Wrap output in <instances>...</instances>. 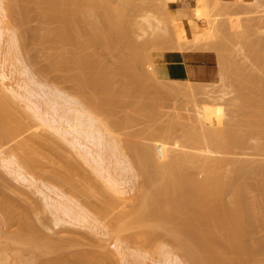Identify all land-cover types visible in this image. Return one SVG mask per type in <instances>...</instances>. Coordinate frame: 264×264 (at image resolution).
Segmentation results:
<instances>
[{"label":"bare ground","instance_id":"bare-ground-1","mask_svg":"<svg viewBox=\"0 0 264 264\" xmlns=\"http://www.w3.org/2000/svg\"><path fill=\"white\" fill-rule=\"evenodd\" d=\"M215 1H217L216 2L217 4L221 2L220 0H215ZM211 2L212 0H210V2L209 0H195L190 11H187L186 9H184L183 14L185 16L184 23L186 26V32L184 33L177 32L178 35L177 34L176 35L178 37L177 36L176 37L178 38V40L175 39L176 38L174 36L175 34L173 35L175 38L170 36L172 38L170 42H173V44H176V43L180 44V42L182 41L184 42V40L186 42L188 40L189 42V39L190 40L193 39V42H195L197 40H194V38L197 39L196 37L203 36V35L206 36L207 33L210 34L209 31L214 32L215 29L213 31V28L211 27L212 25H214L213 23H211L213 21V18L212 19L210 18L212 16L211 15L212 10H210ZM136 4H137V0H0V23L5 25L3 27H0V39H1V36L4 35L3 34L4 29H6V27L12 23L13 17H16V18L18 17L19 22L20 21L23 22L21 23L23 25L24 21L26 20L29 21L31 19L30 16L35 15L36 16L35 18L38 20L37 22L39 25L34 30L35 35L33 36L34 37L36 36V38H38L41 41V44L42 43L46 44L50 49V50L48 49L49 54L45 57L44 67L46 68L47 71L49 70L51 72L56 73L57 75L59 73L60 76L62 75V73H64L61 76V77H64L62 79V82L63 80L69 81L80 91V95L78 97L75 96L74 99H71V98L63 99L62 97L63 103L65 105L68 104L67 105L68 109L67 110L64 109L65 111L63 112H61L62 111L61 108L64 105L62 101L59 102L60 100L57 101L51 98L50 102L53 105L52 109L54 110V114H51L50 116V112L46 111L47 114H49L48 120L51 124L56 125L60 119L62 120L64 119L72 126V128H74L78 132V134H80V137L83 136L86 140H91V139H88L91 136L90 133L93 134V132L94 133L98 132L101 135L100 137V135L98 134L99 135L98 137H100V140H97V142L99 141V143L101 142V140L104 139V137L107 134H114L113 133L114 129L112 130V126L118 127L119 125L118 118L120 117L125 118V125H129L130 127H133V129L130 130V132L132 131V136H135V137L131 136L132 139L128 137L129 140L126 141L127 145H125L124 147H127L130 150L131 155L133 156L134 167H136L137 169V175H139L140 178L142 176L141 181H142L143 187L134 194L133 201L134 200L135 201L134 202L132 201L131 203H129L132 205L122 210L121 207L118 206V204L120 205L121 201H123L124 199H128L125 196L119 195V196H113L110 198L106 197L108 199L100 198V196L102 195L101 193L102 190H100L101 192H98L96 188L98 184L94 185L96 184L95 182L91 183L92 181L91 179H90L91 181L88 182L89 179L84 177L85 181L87 180L86 183L84 181H80V179L75 180L74 178H77L78 176L74 177L71 170L68 169L63 172V171L56 169L55 166L52 165L51 169L47 170V180H49V182L42 183V185L46 187L47 190L49 189V191L51 190L52 192H55L54 194L57 195V198L52 197L54 202H51L50 204L55 208V210H59V212L60 210H62L63 215L68 217L67 219V218H62L59 216L60 218H58V222L63 221V222L71 223V221L74 220L80 224L83 223V225L89 224V226L91 227L92 226H97V227L105 226L106 227L107 225L106 222L104 223V221H102L103 217L108 213H109V216L115 215L116 213L114 214V211H117V209H119L120 207L119 209L120 211L118 210L119 212L115 216H111L112 225H115V227L113 228V231L117 234V236H121L123 232H125L126 230L130 231V229H133V230L135 229L134 230L135 232L133 231L134 233H131L130 240H142L146 244H150L155 238L157 237L159 238L160 235L167 234L168 235L167 237L172 241V245L174 244V247H176L178 250L182 252L188 264H262V263L264 264V257H263L264 255H262L261 257H259L260 255L257 257H255L256 255L254 257H249V256H252L251 254L253 255L254 254H264V238L262 237L263 239L261 238L260 240L259 237H257L259 241L255 240L257 241V243H255L254 241V244H252L253 242L250 243L247 241L248 235L250 236V234H256L259 231L260 224L258 223L257 218H255L253 212L250 210L249 206H247L248 203L246 201V196H245V191H246L245 186L246 185L244 183L245 181L243 180V177L245 176V174H247L249 170L248 168L253 169L259 175L260 180L262 181L261 185L259 186L264 191V185H263L264 162L260 164H256L254 166V165H251L250 163H247L246 161H242L234 157L232 158V156L228 157L226 155L227 157H224L225 154L233 152V149H235L233 146H235V144L236 146L238 144V146L240 147L241 144H244L246 142L247 138H245L244 136L247 133L243 136L242 135L243 133L239 134L238 132L234 130V127L233 129L228 128V127H226L225 129L224 127L223 129L221 128L215 129L216 126L212 128L211 126L212 124L209 125L210 122H208L209 123L208 126H211V128L208 129L206 122L210 119L208 120L205 119L206 120L205 122L202 121L204 120V116L201 114L202 112L200 113L201 120H197L194 117H192L196 114L194 113L191 116V112L193 113V111H190V110H192L193 107L192 108L189 107L190 110L187 109L186 107L185 109L190 111V112L188 111L190 113L189 115L194 120H197L196 123L194 124H192L191 122H187L186 120H188L189 117L185 119L186 118L185 115H184V118L183 117L181 118H183L184 121H186L188 124L182 121L183 119L182 120H180V118L178 119L177 117H179L180 114L176 118H172V119L170 118L167 123H164L162 121V115L163 113L166 112V109H165V106H163V104L161 103L162 101L160 102L159 100L160 96L162 97V95H165V94L168 95L167 93L171 91L172 89L173 90L176 89L175 92L173 90L171 91L173 95H175L178 91L180 92V90L184 91V87H182L184 85L179 84L182 80L171 79L169 76L168 78H164L160 80V78L164 77V75H162L163 67L161 70H159L161 67L158 66L159 72H158V76H156L157 72L155 70L152 71L153 65L152 66L148 65V64H152L154 60H151L152 57L151 58L149 57L150 58L149 61L151 63L147 61L148 57L146 54L148 53L146 52L147 50L144 45H147L149 42L156 44L155 43L156 41L155 40L152 41L150 38L155 36V39H156V37L158 36V38L160 39L161 37H159L158 32H155V34L153 33L152 35L154 36H150V38H147V40L143 41L142 44L139 43L140 44V45L138 44L139 47L137 45L135 46L132 44L131 41H135L137 39L136 38L135 40H131V38H133V36L131 35L135 33L132 26L135 23L137 24V22H135L136 20L134 21V19L138 20V18L136 17L134 18L133 15H135L136 11L138 12L144 9V8H141V6L138 4L137 6H139L138 8L140 9L136 8L138 10H134L135 7L133 8V6H135ZM147 6H149V4ZM154 7L156 10L158 6L154 5ZM182 7H186V6H182ZM173 8H176V6L172 7V9ZM131 9L134 14L130 12ZM165 10H167L165 11V13L167 12L170 15V11L168 12V10L170 9L167 8ZM190 13H192L193 15L190 16L189 15ZM137 14H139V12ZM145 14L146 13H143L144 16ZM5 15L10 16V18L8 20H5L4 19ZM169 15L168 16L166 15V16L169 17ZM144 16H143V20H144ZM168 24H167V28H168ZM147 25H150V21H149V24ZM141 26L142 25L140 24V27ZM170 26L172 25L169 24V28H168L170 30V31L168 30L169 33L172 31L171 30L172 27L170 28ZM133 27H135V25ZM163 27L164 26H162V28ZM26 29H27L26 33H28L29 28L26 27ZM17 30H15L12 34L13 38L11 37L12 43L10 46L11 48L10 52L12 51L11 54L15 57L21 55L22 50L24 48V43L27 42V40L25 41V39L22 38V35L20 33L21 30L19 32ZM23 30L25 29L23 28ZM132 31L134 32L132 33ZM213 34L217 35V33H213ZM220 35L221 34H219V36ZM36 38L35 40H37ZM167 38L170 39L169 37ZM210 38L212 37L210 36ZM148 39H150L151 41L147 42ZM174 40H176L177 42ZM38 41H37V44H39ZM161 41L162 40H160L159 42ZM202 42L204 41H201V43ZM225 42L228 43L227 40ZM191 43L192 42L190 41V44ZM250 43H249V47H250ZM258 43H261V42H258ZM256 44H257V41H256ZM122 45H124L125 47L126 45L129 46L128 49L124 47L127 51L123 50L124 52H122V49H121L122 47H120ZM213 45L215 47L217 44L215 45L213 42ZM192 46L194 45L192 44ZM226 46H225V49H226ZM174 47L175 46H172L170 50L173 49ZM209 47H210L209 44H208V47L205 46L206 49H208ZM118 48H120V51L118 50ZM211 48L214 50L213 47ZM220 49H217L216 51H219ZM144 50L146 54L144 53ZM35 51L37 52V50ZM32 53H33V50H32ZM161 53H162L161 51L160 53L158 52L160 56H161ZM223 53L225 54V52ZM223 53L220 55L218 52V56L220 55L219 58L222 57V59L226 62V59L223 58L224 56H222ZM41 54L43 55V53ZM145 55L147 57L146 59H145ZM226 58H227V55H226ZM231 59L229 58L228 60L231 61ZM223 60L221 63L224 68L228 62H226V65L224 66ZM236 61L241 62L240 59L239 60L237 59ZM159 62L162 63L161 60ZM157 64L161 66L163 63L162 64L157 63ZM157 64L155 66H157ZM237 64L239 65L240 63H237ZM140 66L143 68H141ZM155 68L157 67H154V69ZM232 68H230V70H232ZM234 69L235 68H233V70ZM3 72H0V145L9 144V146H11L12 149L14 148V149H18L21 151L20 158H13V157H11L10 159L5 158L6 161L8 160V162H6L5 160L3 161L7 164L9 163L10 165L12 164L13 166H15L13 169L16 170L17 173H19L23 177L22 179L23 181L26 180L27 182L28 181L34 182L38 180L36 179L37 177L36 176L34 177V174L32 175V173H28V172L30 170H33L35 172L38 170L37 167L39 166L41 167L43 165L42 161L40 160L42 159L40 156L45 155L44 150L47 149L46 145L51 143L50 141L53 138L51 140H49L50 139L49 137H47L49 139L43 138L40 135V131H41L40 127L38 125L34 126L33 122L27 119L28 117L27 115L23 116L25 114L24 112H21L24 114H20V111H17V109L15 108L17 104L15 107L13 105L14 98L19 97V96L22 97L23 94L17 89H15L17 87H14L12 85L11 86L14 88L12 87L10 88L13 94L14 93L15 94L10 96L8 93L5 92V89H4L5 85L7 86L10 85V83L9 85L6 84L8 83L6 81L9 80L10 77L8 74H5ZM24 72L25 74H29L28 73L29 71L24 70ZM159 73L161 74L159 75ZM165 73L166 72H164V74ZM233 73L235 74V72ZM154 75L156 77H159V79L158 78L156 79ZM161 75L163 77H161ZM222 75H224V73ZM60 76L58 78H61ZM32 78H33L32 81H34V77ZM220 79H222L221 76H220ZM156 80H160L161 82L159 81L160 83H157ZM169 80L174 82L175 84L171 85ZM224 80H225V77H224ZM240 82H242V79L241 81H239V83ZM34 83L38 84L36 81ZM188 84H190L189 87L191 88V83H188ZM245 85H248V84H246L245 82L244 86ZM199 86L201 87V85ZM244 86H242L241 88H243ZM23 88H25V86ZM260 88H263V87H260ZM201 89L202 88H200V92H201ZM205 89L207 88L205 87ZM25 90L28 93L27 102L30 104L31 107H33L31 104L33 105L36 104V101L33 98L36 96L38 91L32 86L28 88L26 87ZM186 90L188 91V94H189V91L190 93L194 91V89L193 91L192 89H189V90L186 89ZM212 90L210 92H212ZM185 91L183 95L187 96V92L185 94ZM202 91H206L204 90V87ZM214 91L216 92L217 90L214 89ZM243 91L245 92L246 90H243ZM180 93L182 94V92ZM201 93L206 94L205 92H201ZM207 93H208V90H207ZM118 94L120 96H118ZM150 94H152V96ZM121 96L125 97V98L122 97L123 103L126 106L131 108V110L129 109L130 112H127L126 117L122 116L123 114L122 115L120 114L121 112L120 109H122L123 104L121 107L119 106L120 115L118 114V110H116L117 108H114L115 106L119 105V103H121L119 102L122 99ZM147 96L148 97L150 96L153 99L150 100L151 98L149 97L150 101H145L144 99ZM208 96L211 97L210 94ZM243 97L246 98L245 95ZM185 98L188 100L187 97ZM213 98H216V97H213ZM262 99L264 98L262 97ZM200 100H203V99H200ZM226 102H228V99ZM86 104H88L87 107H86ZM229 104L231 105V103ZM89 106H91L90 110L87 109ZM262 106H263V103L261 104L260 108H264ZM18 108L20 109V107ZM38 108L39 106L37 105L36 109ZM173 109H174V106H173ZM228 110H226L225 113H227ZM204 111L205 110H203V113ZM261 111H263V113L261 112L262 114H260L259 112H258L259 114H257V112H254L256 113V115L253 117H256L257 115L262 116L264 114V109H262ZM183 113L184 112H181V114ZM139 114H143L144 116L143 115L139 116ZM204 114H205V118H210V117L212 118V116L207 117L206 111ZM197 115L198 117H200L199 114H196L195 116ZM246 115L248 114L246 113ZM25 117L27 121L25 120ZM262 118H264V116H262ZM262 118L260 119L262 120ZM260 119L258 120L260 121ZM75 120H78V121L75 122ZM164 120L165 122L167 121L166 119ZM201 121L204 126L200 123ZM251 121L252 119L248 118V122H251ZM28 122L29 123L32 122L31 125ZM227 122L228 121H226V123ZM211 123H214V122L212 121ZM232 123L234 122H231L230 124ZM200 124L203 126V128L207 126L205 127L206 130H204L205 128L203 129ZM254 124L256 125V123ZM32 125L37 129H35ZM177 126L181 127L179 130V133L184 138V141H187L190 144H193L191 149H186V145H182V147L180 148L171 147V146H161V145L158 146V144L155 145L156 143L155 144L145 143L146 141L143 142L142 140H140L141 138L145 136H149L151 139L155 141L157 139V143H158L159 137L160 139L162 138V140L165 141L164 143L169 142V140L172 137V134H174V132L178 130ZM236 130L239 131L238 128ZM114 135L116 136V134ZM256 135L257 134H255L254 136ZM76 137L78 138L79 136H76ZM262 137L264 138V136ZM97 142L94 144H98ZM80 143L84 144V142H80ZM123 143L125 144V142ZM260 143L257 147H255L257 148L256 151H259L258 153H260L261 151L264 152V143H261V145ZM175 146H178V145L176 144ZM217 146H219L220 151L221 149H223V151L221 152L222 154L224 152V156L215 157L216 155H214V157H212L213 155L212 152L219 150V148L216 149ZM212 148L213 149L215 148L216 150L213 151ZM58 149L56 150L60 151ZM64 152L66 151H63L62 153ZM209 152L212 155H210ZM60 153L58 155H60ZM48 157L51 163L53 162V164L55 165L57 164L59 166L60 163H58L57 158L51 157V156H48ZM94 159L100 165H102L101 161L105 160L102 157L101 159L97 158V156H94ZM108 170L111 172V169L107 168V170H105L106 173ZM80 171L78 173H80ZM109 171H108V176H107L108 179L110 178V175H111ZM82 176L83 175H81V177ZM55 180L60 181V183H62L63 185L69 184L71 188L75 189L78 192V194H81L85 196L86 198L84 199L81 198L78 201L66 195L67 193L65 194L63 191H60V189L53 188L52 187L53 184L52 185L50 184L53 181L55 182ZM87 182L89 184H87ZM115 183L118 184V186L121 185V182L119 181V179H118V182L115 181ZM69 185L67 188H69ZM64 186H67V185H64ZM99 188L101 187L99 186ZM68 190L70 191L72 189H68ZM75 190L74 192H76ZM116 190L122 192L120 187H118V189L116 188ZM227 190H231V191H227ZM226 191L228 193L234 192L233 193L234 195L232 196L231 199H226L225 197ZM99 193H101V195ZM103 195H104V192H103ZM91 196L92 197L96 196V198L94 197L95 200L93 199L91 200L90 199L92 198ZM97 197L99 198L97 199ZM130 197L132 198V195ZM96 199L98 200L97 202H96ZM83 204L85 206L86 205L89 206V208H91L98 215H93L89 211V209L86 208ZM32 206L34 208L38 207L34 205ZM30 210L32 211V209ZM25 212L26 211H24V213ZM15 216H16V212L12 209V207L7 202V200L0 198V224L1 226H3V227H0V232L4 231V233L1 232V234L3 233L2 235L3 237L0 238L2 239L0 240V259L2 261L7 259V256H8V253H10L9 252L10 250L14 249L15 251H17L16 248L18 247H16L15 243L17 244L18 242L23 243V244L24 243L29 244V247H30L29 250L32 249L31 250L32 252H33V249H37V250L40 249L38 250L39 253H36L37 252L36 250L35 253L37 255L39 254L43 255L45 253L46 255L47 253H50V254L56 253V255L54 254L55 257H53L48 264H86L87 262L86 258L91 257L92 255L91 252L87 250L80 251L79 249L78 251L75 250L76 252L73 250L70 253L69 252L66 253L67 251L65 250V248H61L63 247V245L60 242L63 241L65 237H67L68 241L65 238L67 242L65 241L64 244H68V245H64V246L67 247L71 245V241H73L75 238L77 239L74 240L73 243L80 241L79 237L81 235L83 236V234L85 235V233H81V235L79 234V237L73 238L74 235L69 237V238H72L73 240H70L68 236H63L64 238L61 236L62 237L61 239H60V236L58 237L55 236L56 238L53 237L55 239L54 240L53 238H51L52 236H54L53 234L52 236H49L48 234L42 233L41 231H39L40 229H38V232H36L37 230L35 231L36 233L34 232L35 235L33 237L28 238V236L30 235V231L35 226L32 227L33 223H30L31 221L30 222L28 221L29 223L25 221L22 224H20L17 229L10 230V227L12 226V223L16 218ZM111 222L109 219L108 223H111ZM256 230L258 231L255 233ZM57 238L60 239L61 241L58 240ZM56 239L58 241H56ZM76 244L79 245L80 243L78 242ZM73 245L74 244H72V246ZM25 249H27V246ZM61 249H64L66 252L64 253L59 252ZM27 250L25 252H20V255L16 253L15 251L14 253L18 254V256H21V253H22L23 257H25L24 255L28 254V257H29L31 255L27 253ZM58 253H61V254H58ZM96 254L98 256V253ZM99 255L101 256V254ZM97 256L96 258H98ZM28 257L27 259L30 260V258ZM95 260L97 261L98 259H95ZM30 262L32 263V261ZM101 262L102 260L100 261L99 259V261H97L96 264H103Z\"/></svg>","mask_w":264,"mask_h":264},{"label":"rangeland","instance_id":"rangeland-1","mask_svg":"<svg viewBox=\"0 0 264 264\" xmlns=\"http://www.w3.org/2000/svg\"><path fill=\"white\" fill-rule=\"evenodd\" d=\"M180 1L181 0H140V1L137 0V4L135 6H133V8L135 7L134 10L140 9V8H138L139 6H137L139 4L141 6V8H144L143 10H141L142 12L138 11L139 14H137L138 12L136 11L135 15H133L134 13L132 12V9H131V11L129 10L131 13H133L132 14L133 17L134 18L136 17L139 20L138 21L137 19H134V21L136 20L135 22H137V24L134 22L135 24L134 23L133 24L135 25V27H133L134 25L132 26L135 33H133L134 31H132L133 34L131 33L132 34L131 36H133L134 39L131 38V40H135L137 38L135 41H131L133 45L138 46L139 43L142 44L143 41L147 40V38H150V36H154L152 34L153 33L155 34V32H158L159 34L158 33H156V34H158L159 37H161L159 39L158 36L156 35L157 36L156 39L158 40V42L155 39V36L152 37L153 39L150 38L152 41L155 40L156 44L149 42V41H151L150 39H148L147 42H149V43L147 45L143 44L146 47V50H147L146 52L148 53V54H146L145 50H144V53L148 57L147 61H149L151 57H152L151 60H154V62H152V64H148V65H150V66L153 65V67H152L153 70L152 69L151 70L152 71L155 70L157 72L156 76H158L159 70H161L163 67L162 75H164V77L161 75V77H163V78H160V80H162L164 78H168V75H167V73L164 74V72H165L164 66L159 61L163 57L164 52L169 50L172 46H175L174 47L175 49L198 48L199 47V49L205 50L206 49L205 46L208 47V44H209L210 47L208 49H209V51H212L214 53L215 58H216V65H217L218 73H217V76L214 80L203 81V82L202 81H193V80H182L179 84L184 85V86H182V87H184V91L186 89H188V90L192 89V91L194 89V91L191 93L189 91V94H188V91L186 90L185 94L187 92V96H185V95H183L184 94L183 90L181 91L180 89H178V90H180V92H182V94L178 91L177 93L178 94L180 93L179 95L177 93H176L177 95L175 93H174L175 95H173V93L171 92L173 89L172 90L169 89L171 91H169L170 93L169 92L167 93L168 95L165 94V95H162V97L160 96L161 99L159 98V100H160V102L162 101L161 103L163 104V106H165V109H166V112L163 113V115H162V121L164 123H167L170 118L171 119L176 118L180 114L179 117H177L178 119L180 118V120H182L184 118V115H185L186 116L185 119H187V117H189L188 120H186V121L194 124V123H196L197 120H201V114H202L204 116V120H202V121L205 122L206 120L210 119L206 122L207 126L209 124L208 122H210L209 125L212 124L211 125L212 128L216 126L215 129H220V128L223 129V127H224V129L226 127L233 129V127H234V130L236 132H238L239 134L243 133L242 134L243 136L247 133L244 137L247 138L248 140L246 139V142L244 144H241L240 147L237 144V146L240 149L235 144V146H233L235 148V149H233V152L227 153L224 156V152H223V154L221 152V151H223V149H221V151H220L219 146H217L216 149L219 148V150H217V151H215L216 150L215 148L214 149L212 148L213 151H215V152L211 151L213 155L209 152V154L212 155V157H214V155H216L215 157H222V156L230 157V156H232V158L234 157V158H237L239 160L246 161L247 163H250L251 165H254V166L256 164H260V163L264 162V152L261 151L260 153H258L259 151H256L257 148H255L259 145L260 142L264 143V138L262 137V136H264V134H263L264 133V118H262V116H264V114L262 116L257 115L256 116L257 118L253 117L256 115V113H254V112H257V114H259V113L262 114L263 111H261V110L264 109V108H260L262 103H263L262 107H264V99H262V97L264 98V89H263L264 88V49H262V48H264V0H220L221 2L218 4L216 3L217 1L212 0V2L210 3L211 4L210 10H212L211 11L212 16L210 18L211 19L213 18V21L211 23H213L214 25H212L211 27L213 28V31H214V29H215V31L214 32L209 31L211 35L209 33H207L212 38H210V36H208L206 34V36L203 35V36L196 37L197 39L194 38V40H197L195 42H193V39L192 40L189 39V42H188V40H187V42L184 40V42L182 41L179 44V43H176L177 42L176 40H178V38H177L178 34L175 30H174L175 33L173 31V29H174L173 28V21H174V18L179 17V16L185 20L183 10H178V11L175 10L177 7H182L181 5H184V4L180 3ZM182 1H184V0H182ZM185 1H187V0H185ZM194 1L195 0L189 1L190 3L192 2V4H190L191 7H192ZM209 2H210V0H209ZM148 4H149V6H147ZM152 4H154L155 6H158L156 8V10H155L154 5H152ZM150 6H152V7H150ZM175 6H176V8L171 9L172 7H175ZM214 6H215V8H214ZM212 7H213V9H212ZM136 8H138V9H136ZM167 8L170 9V10H168V12L170 11V15L167 12L165 13V11H167L165 9H167ZM143 13H146L145 16L143 15ZM166 15L167 16L169 15V17H167ZM189 15L192 16L193 14L190 13ZM143 16H144V20H143ZM35 17H36L35 15L30 16L31 19L29 21L28 20L24 21L23 25L21 24L23 22H21V21L19 22L18 17L17 18L13 17L12 23L10 25H8L6 27V29H4V32H3L4 35H2L1 39H0V45L2 47V48L0 47L1 48L0 49V52H1V54H0V72L4 71L3 73L8 74L10 77L9 80L6 81V82H8L6 84L9 85V83H10V85L9 86L5 85V88H4L5 92L8 93L10 96H12L15 93L13 94L10 87H12V86L17 87L15 89L20 91L23 95H22V97L19 96V97L14 98V102H13L14 107L17 104V106L15 107L17 109V111H20V114L25 113L23 116L27 115L28 116L27 119L32 121L34 126L38 125L40 127V129H41L40 135L43 138L46 139L47 137H49L50 139L47 138L49 140H51L53 138L50 141L51 143H49L50 145L49 144L46 145L47 149L44 150L45 155L40 156L42 158L40 160L42 161L43 165L41 167L39 166L40 168L37 167L38 170L35 168L38 172L37 171L34 172L33 170H30L28 172V173H32V175L34 174V177L35 176L37 177L36 179H38V180H36L34 182L33 181L27 182L26 180L23 181L22 180L23 177L19 173H17L16 170L13 169L15 166H13L12 164L10 165L9 163L7 164L3 161V160L6 161V159H10L11 157L20 158L21 151L18 149H14V148L12 149L11 146H9V144L0 145V198L7 200V202L10 204L12 209L16 212V216H15L16 218L13 221L12 226L10 227V230L17 229L19 227V225L25 221H27V223H29L31 221L30 223H33L32 227L33 226H35V227L30 231V235L28 236V238L33 237L35 235L34 232L36 230H37L36 232H38V229H40L39 231H41L42 233L48 234L49 236H52V234H53L54 236H52L51 238H53L55 236H57V237L60 236V239L63 236H68V238H69L72 235H74L73 238L79 237V234L81 235V233H85V235L83 234L84 238L82 235H81L82 237L81 236L79 237L80 238L79 239L80 241H78L80 243L79 245L76 244L78 242L73 243V241L76 240L77 238H75L74 240L72 238H69L70 240H73V241H71V245L69 243L70 246H67V247L64 246V245H68V244H64L67 237H65L66 239L63 237L64 238L63 241H61L58 238L57 239L60 240L61 242L60 241L59 242L63 245V247H61V248H65V250L67 251L66 252L64 249H61L59 252H63V253L69 252L70 253L73 250L78 251L79 249H80V251H83V250L90 251L92 255H91V257L86 258V260H87L86 264H96L97 261H99V259H100V261L102 260L101 263H103V264H188L184 255L182 254V252L180 250H178L176 247H174V244L172 245V241L167 237L168 236L167 234L161 233L163 235H160L159 238L157 237L158 239L155 238L150 244H146L142 240H130L131 233H134L135 229L134 230L130 229V231L126 230L125 232H123V234L121 236H117V234L113 231V228L115 227V225H112L111 216H115L120 211L119 210L120 207L123 210L125 208H128L130 205H132L129 203H131L133 201L134 194L143 187V184L141 181L142 176L140 178V176L137 175V169H136V167H134V163H133L134 162L133 156L131 155L130 150L127 147H124L125 145H127L126 141L129 140L128 137L130 139H132V137H135V136H132V131L130 132V130H132L133 127H130L129 125H125V118L120 117V118H118V121H119L118 127L112 126V130L114 129L113 133L116 134V136L114 134H107L104 137V139L101 140V142L99 143V141L97 142V140H100L101 135L98 132H96L97 134L93 132L94 135L92 133H90L91 136L93 135L92 138H91V136L90 137L87 136V137H89L88 139H91V140H86L83 136L80 137V134H78V132L74 128H72V126L67 121H65L64 119L63 120L60 119L56 125H53L49 122V120H48L49 114H47L46 111L50 112V116H51V114H54V110L52 109L53 105L50 102L51 98L54 100H57V101L60 100L59 102L62 101V103H63L64 98L74 99L75 96L78 97L80 95V91L69 81L63 80V82H62V79L64 77H61V76L64 73L61 72L62 75L60 76L59 73L57 75L54 72H51L49 70L47 71L46 68L44 67L45 57L49 54V51H48L49 47L44 43L41 44V41L38 38H36V36L35 37L33 36V35H35L34 30L39 25L37 22L38 20ZM166 17H167V19H166ZM9 18H10V16H8V15L4 16L5 20H8ZM217 19H219V20H217ZM149 21H150V25H147V24H149ZM168 23L172 25V26H170V28L172 27V29H171L172 31L170 32L171 34L169 33L170 30L168 29L169 28ZM140 24L142 25L141 27H140ZM167 24H168V28H167ZM3 26H5V25L0 23V27H3ZM162 26H164V27L162 28ZM241 26H243V27H241ZM26 27L29 28L28 33H26L27 32ZM23 28L26 31L23 30ZM141 28H143V29H141ZM157 28H159L160 30ZM15 30H17L18 32L21 30L20 33L22 35V38L25 39V41L27 40V42H25V43L28 44V46H27V44L24 43V48L22 50L21 55L16 56V57L11 54L12 51L10 52V50H11L10 46H11L12 38H13L12 34ZM210 30H212V29H210ZM167 31L169 34L167 33ZM213 33H217L218 36L216 34H213ZM219 34H221V35L219 36ZM173 35L175 37L176 36L177 37L175 38ZM31 36H32V38H31ZM135 36H137V37H135ZM170 36L174 37L176 39V40H174V41H176L175 42L176 44H173V42H170L172 39ZM231 36H233V37H231ZM167 37H169L170 39H168ZM219 37H220V39H219ZM224 37L225 38L227 37V38L225 39ZM249 37H250V39H249ZM33 38H34V40H33ZM35 38L37 40H35ZM216 38H218V39H216ZM198 39L199 40L202 39L201 41H204V42H202L203 44ZM258 39H259V41H258ZM160 40H162V41L159 42ZM226 40L228 41V43L225 42ZM37 41L39 44H37ZM136 41H137V43H136ZM190 41L192 42L191 44H190ZM220 41H222V42H220ZM250 41H251V43H250ZM256 41H257V44H256ZM213 42L215 45L217 44L215 47L213 45ZM218 42H219V44H218ZM258 42H261V43H258ZM134 43H136V44H134ZM165 43H166V45H165ZM181 43H182V45H181ZM249 43H250V47H249ZM145 44H146V42H145ZM192 44L194 46H192ZM177 46H179V47H177ZM225 46H226L227 51L225 49ZM120 47H122L121 48L122 52H124L123 50H126L129 48L128 45H126V47L124 45H122ZM211 47H213L214 50ZM220 48L221 49L223 48V49L221 50ZM208 49H206V50H208ZM210 49H212V50H210ZM217 49H220V50L216 51ZM32 50H33V53H32ZM35 50H37V52ZM118 50L120 51V48H118ZM160 51L163 53V54L161 53V56L158 54V52L160 53ZM218 52L220 55L223 52H225L228 59L232 58L231 61L228 60L226 58V55L223 53V55H222V56H224L223 58H225L226 62H228L226 65V62L222 59V57L219 58L220 55L218 56ZM232 52L234 54L236 53L238 57L236 56V54H235V56H236L235 57ZM41 53H43V55ZM146 55H145V59L147 58ZM158 56H160V57H158ZM157 58H158V60H157ZM236 58L238 60L240 59L242 64H241V62L236 61L237 60ZM222 60L224 61L223 62L224 66L225 65H226L225 67L228 66L227 67L228 69L225 67L223 68V65L221 63ZM234 61L236 64L234 63ZM230 62L231 63L233 62V63L231 64ZM149 63H151V62L149 61ZM157 63L162 64V65L160 66ZM237 63H240V64L238 65ZM156 64H157V66H155ZM243 65H244V67H243ZM158 66L161 67L159 70H158ZM154 67H157V68L154 69ZM232 67L235 69L233 70ZM240 67H241V69H240ZM141 68H143V67H141ZM219 68H220V70H219ZM230 68H232V70H230ZM238 68H239V70H238ZM250 68H252V69H250ZM258 68H259V70H258ZM223 69L225 72L226 71L227 72L225 73L223 71ZM24 70L29 71L28 72L29 74H25ZM220 71L222 74L224 73V75H222L220 73ZM228 71H230V72H228ZM232 71L235 72V74ZM253 73H255V74H253ZM160 74L161 73H159V75ZM229 74H231V75H229ZM238 74H240V75H238ZM253 75H254L255 79H254ZM59 76L61 78H58ZM220 76L222 77V79H220ZM223 76L225 77V80H224ZM227 76H228V78H227ZM32 77H34V81H32V79H33ZM157 78L159 79V77H156V79ZM240 78L242 79V82H240L242 85L239 83V81H241ZM160 80H156V82L160 83L161 82ZM35 81L38 84H35L34 83ZM185 81L187 84L191 83V88L189 87L190 84H188V86H187ZM169 82L171 83V85L175 84L174 82H172L170 80H169ZM245 82L248 85L244 86ZM225 83H227V84H225ZM199 85H201V87ZM238 85H240V86H238ZM24 86H25V88H23ZM31 86L38 91L36 96L33 98L36 101V104H34V105L31 104L33 107H31L30 104L27 102L28 93L25 90L26 87L28 88ZM242 86H244L243 88H245V89L241 88ZM14 87H12V88H14ZM197 87H199V88H197ZM203 87H204V90H206V91H202ZM205 87L207 89H205ZM260 87H263V88H260ZM9 88H10V90H9ZM200 88H202L201 92H205L208 95L210 94L211 97L204 94V93H201ZM214 89H216L217 91L215 92ZM175 90L176 89H174L173 91L175 92ZM207 90H208V93H207ZM211 90H212V92H210ZM243 90H246L245 91L246 93ZM77 92H79V93H77ZM197 92H199V93H197ZM169 94H171V95H169ZM243 94L245 95V97L247 99L243 97L244 96ZM150 95L152 96V94H150ZM188 95L190 98L188 97ZM118 96H120V95L118 94ZM62 97H63V99H62ZM122 97L125 98L124 96H121V98ZM149 97L148 96L146 98L144 97L145 98L144 100L150 101L153 99L150 97L151 99L149 100ZM185 97H187L189 101ZM204 97H206V98H204ZM213 97H216V98H213ZM118 98H120V97H118ZM123 98L119 101L121 103H119V105H117L118 107L115 106L114 108H117L116 110H118V114H119V111L121 110L120 114L121 115L123 114L122 116L126 117L127 112H130L131 108L126 106L123 103ZM175 98H177V99H175ZM185 99L187 100V102ZM200 99H203V100H200ZM204 99H205V101H204ZM227 99H228V102H226ZM157 100H158V98H157ZM199 101H201V102H199ZM166 103H167V105H166ZM214 103H216V104H214ZM222 103H223V105H222ZM227 103L228 104L231 103V105L230 104L228 105ZM88 104H86V107L88 106ZM122 104H123V107H122L123 110L120 109ZM37 105L39 106L38 109H36ZM67 105L68 104H66V105L64 104L63 107L61 106L62 111L61 110L60 111L63 112L65 110H67L68 109ZM172 105L174 106V109H173ZM180 105H182L183 107ZM73 106H75V105H73ZM240 106H241V108H240ZM18 107H20V109ZM90 107L91 106H89L87 109L90 110ZM185 107L187 109H189V107L190 108L193 107L192 110L189 109L190 111H193V113L191 112V116L194 113H196V114H199L200 117H198V115L195 116L196 115L195 114L192 117H194L197 120H194L189 115L190 111L186 110ZM226 107H228V108H226ZM127 108H128V110H127ZM198 110H199V112H198ZM203 110L206 111L207 117L212 116V118L211 117L205 118V114H204L205 111L203 113ZM226 110L229 111V112L227 111L228 114L225 113ZM21 112H24V113H21ZM181 112H184L186 114H184V113L181 114ZM246 113L249 116L246 115ZM143 114H139V116H142ZM119 115H118V117H119ZM174 115H176V116H174ZM244 115H245V117H244ZM163 116H165V117H163ZM181 117H183V118H181ZM248 118L252 119V121L248 122ZM260 118H262V120ZM27 119L25 117L26 121H27ZM164 119H166L167 121L165 122ZM202 119H203V117H202ZM214 119H216V120H214ZM223 119H225V120H223ZM258 119H260V121ZM76 121H78V120H75V122ZM182 121H184V119ZM186 121H184V122L187 123ZM202 121L200 122L201 124H202ZM212 121L214 123H211ZM226 121H228V122L226 123ZM32 122H30V123L28 122V123L31 125ZM215 122H216V124H215ZM231 122H234V123H232L234 126L232 124H230ZM191 123H189V124H191ZM246 123H248V124H246ZM254 123H256V125ZM202 125H201V127L203 128L204 125L203 126ZM254 125L256 128L254 127ZM207 126H205V127H207ZM211 126H208L207 128L209 129V128H211ZM180 128L181 127H178V130H176L174 132V134H172L171 139L169 140V142H166V143H164L165 141H163L162 138L160 139V137L158 138L159 139L158 143H157V139L155 141V140L151 139L149 136H145V137L141 138L140 140H142L143 142L146 141L145 143H151V144L156 143L155 145L158 144V146L161 145V146H171V147L180 148V147H182V145H186V149H191L193 144H190L189 142L184 141V138L179 133ZM237 128L239 131L236 130ZM35 129H37V128H35ZM89 129H91V128H89ZM204 130H206V128ZM127 133L129 136L127 135ZM98 134L100 135V137H98L99 136ZM255 134H257V135L254 136ZM86 135H84V136H86ZM76 136H79L78 138H80V139H78ZM246 136H248L249 138ZM173 137H175V138H173ZM92 139H94V140H92ZM94 141H96L98 144H94V143H96ZM80 142H84V144H81ZM123 142H125V144ZM159 143H161V144H159ZM261 143H260V145H261ZM122 144H123V146H122ZM176 144L178 146H175ZM118 145L120 148L118 147ZM242 145H243V147H242ZM122 147H124V148H122ZM61 148H62V150H61ZM56 149H58L60 151H57ZM63 151H66V152L62 153ZM59 153H60V155H58ZM42 156H44V157H42ZM48 156L57 158L58 163H60L59 166L57 164L56 165L53 164V162L51 163L49 161ZM94 156H97V158H100V159H101V157L105 159L104 161H101L102 165H100L94 159ZM62 157H63V159L66 157L64 159V161H63ZM65 160L66 161L68 160L67 161L68 163ZM6 162H8V160ZM5 165H7V166H5ZM52 165H54L56 169L63 171V172L68 170V169L71 170L74 177L78 176L77 178L73 177L75 180L80 179V181H84L86 183L87 180L85 181V178H84V177H86L87 179H89L88 182H90L92 180L91 183L95 182L96 184H94V185L98 184L96 186L98 192H101L100 190H102V192H101L102 195L104 192L103 196L101 195V193H99L101 195L100 198L108 199V198L113 197V196L123 195L128 199H124L123 201H121L122 203L120 202V205L118 204V206H120V207H119V209H117V211H114V214L116 213L115 215L109 216V213H108L103 217L102 221H104V223L106 222V224H107V225L105 224L106 227L105 226H100V227L92 226L91 227V226H89V224L83 225V223L80 224L74 220H72L71 223L63 222V221L58 222V218L62 217V218L68 219V217L63 215L62 210H60V212H59V210H55V208L50 204L51 202H54L53 198H57V195L54 194L55 192H52L51 190L49 191V189L47 190L46 187H44L42 185V183L49 182V180H47V170L51 169ZM105 165L107 166L108 169H111V172L108 170L111 173L109 179L107 177L108 171H107V173L105 171V170H107ZM129 166H131L132 168ZM248 169H247L248 170L247 174H245L246 177L245 176L243 177V180L245 181L244 183L246 185L245 186V190H246L245 196H246V201L248 203L247 206H249L250 210L253 212L255 218H257V221L260 224L259 231L256 230L255 233L258 231L256 234H250V236L248 235V237H247V241L250 243L253 242L252 244H254L255 240L259 241V239L261 240L262 237L264 238V191L259 186L262 183L259 175L253 169H250V168H248ZM79 171H80V173H78ZM112 171H113V173H112ZM81 175H83V176L81 177ZM88 175H90V176H88ZM118 179L121 182L120 186H118V184L115 183V181L118 182ZM88 182H87V184H89ZM50 185H52L53 188L60 189V191H63L65 194L67 193L66 195L72 197L75 200L79 201L81 198L82 199L86 198L85 196L78 194V192L75 189L71 188V186L69 184H64V185H67V186H64L58 180H55V182L53 181ZM68 185H69V188H67ZM263 185H264V182H263ZM99 186L101 188H99ZM118 187L121 188L122 192L116 190V188L118 189ZM68 189H72L73 191L70 190L71 191L70 192ZM74 190L76 192H74ZM227 191H231V190H227ZM72 192H74L75 194ZM226 192H225L226 199H231L232 196L234 195L233 194L234 192H231L232 194L228 193V192L226 193ZM131 195H132V198L130 197ZM94 197L96 198V196H94ZM94 197H92L90 199L95 200ZM106 197H108V198H106ZM98 198L99 197H97V199ZM97 199H96V202L98 201ZM32 205L38 206V207H35L36 208L35 209ZM85 207L88 208L89 211L93 215H98L91 208H89V206L86 205ZM30 209H32V211ZM33 210H34V212H33ZM24 211H26V212L24 213ZM109 219H110L111 223H108ZM0 227H3V226H1V224H0ZM1 232L4 233V231H1ZM1 232H0V238L3 237L2 236L3 233L1 234ZM257 237H259V239ZM81 238H83V239H81ZM57 239H56V241H58ZM0 240H2V239H0ZM70 240H69V242H70ZM67 241H68V239H67ZM257 241H255V243H257ZM24 244L20 243V242H18L17 244L15 243L16 247H18V248H16V247H14V248H16L17 251H15L14 249L10 250L9 251L10 253H8L6 260L2 261L0 259V264H48L50 262V260L53 257H55V255H56V253H54L55 255L53 253L52 254L47 253V255H46V253L43 255H40V254L37 255L36 253H39L38 250H40V249H38V250L33 249V252H32L31 251L32 249L29 250V248H30L29 244H27V243L25 245ZM72 244H74V245L72 246ZM26 246H27L28 250L25 249ZM23 248H24V250H23ZM26 250H27V253H29V255H31V256L34 255V256L28 257V254H26L27 256L24 255L25 257H23L22 253H21V256L23 259L21 258V256H18V254L20 255V252H25ZM36 250H37V252H36ZM14 251L18 254H15ZM29 251L32 253H30ZM96 253H98V256ZM58 254H61V253H58ZM94 254H96V255H94ZM99 254H101V256ZM251 255L252 256H249V257H254L255 255H256L255 257H257L259 255H260L259 257H261L264 254H254V255L251 254ZM96 256L98 258H96ZM99 256L102 258H100ZM27 257L30 258V260L27 259ZM31 259H33V260H31ZM95 259H98V260L96 261ZM30 261H32V263Z\"/></svg>","mask_w":264,"mask_h":264},{"label":"crops","instance_id":"crops-1","mask_svg":"<svg viewBox=\"0 0 264 264\" xmlns=\"http://www.w3.org/2000/svg\"><path fill=\"white\" fill-rule=\"evenodd\" d=\"M180 1L184 4L177 7V10L190 11L192 2ZM187 2V3H186ZM172 9V8H171ZM173 28L178 33L186 32V26L182 17H176L173 21ZM164 70L171 79L211 81L217 76L218 69L216 58L212 51L198 48L169 49L164 52L160 59Z\"/></svg>","mask_w":264,"mask_h":264}]
</instances>
